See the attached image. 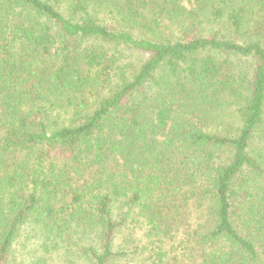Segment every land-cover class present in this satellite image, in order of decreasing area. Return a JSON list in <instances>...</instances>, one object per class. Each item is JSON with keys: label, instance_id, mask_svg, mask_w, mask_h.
Returning a JSON list of instances; mask_svg holds the SVG:
<instances>
[{"label": "trees", "instance_id": "1", "mask_svg": "<svg viewBox=\"0 0 264 264\" xmlns=\"http://www.w3.org/2000/svg\"><path fill=\"white\" fill-rule=\"evenodd\" d=\"M28 226L31 264H264V0H0V264Z\"/></svg>", "mask_w": 264, "mask_h": 264}, {"label": "rangeland", "instance_id": "2", "mask_svg": "<svg viewBox=\"0 0 264 264\" xmlns=\"http://www.w3.org/2000/svg\"><path fill=\"white\" fill-rule=\"evenodd\" d=\"M141 235V232H140ZM39 238L35 237L32 227H27L23 229L21 237L15 245L13 252H11L10 264H31V260L40 254L38 244ZM171 247L170 242L165 245V248ZM72 264H87L86 261L77 254H73ZM53 259V260H52ZM50 259L51 264H66L69 263L66 259V253L64 250L59 253L56 258Z\"/></svg>", "mask_w": 264, "mask_h": 264}]
</instances>
